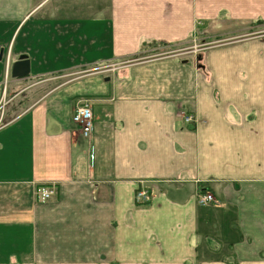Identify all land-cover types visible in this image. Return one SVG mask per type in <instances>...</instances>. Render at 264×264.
Returning a JSON list of instances; mask_svg holds the SVG:
<instances>
[{
  "label": "crops",
  "instance_id": "0c3cea01",
  "mask_svg": "<svg viewBox=\"0 0 264 264\" xmlns=\"http://www.w3.org/2000/svg\"><path fill=\"white\" fill-rule=\"evenodd\" d=\"M263 32L264 0H0V264H264Z\"/></svg>",
  "mask_w": 264,
  "mask_h": 264
},
{
  "label": "built area",
  "instance_id": "2783aa9c",
  "mask_svg": "<svg viewBox=\"0 0 264 264\" xmlns=\"http://www.w3.org/2000/svg\"><path fill=\"white\" fill-rule=\"evenodd\" d=\"M197 44H194L193 50H196ZM8 57H6V70L5 76L8 75ZM114 67V63L99 68V71L109 70ZM6 105V99L4 91L0 94V127L3 126L6 122L4 121V108ZM72 121L75 122L79 128L81 134L87 138L90 143V152L92 151L93 145V114L91 110V106L88 102H83L80 105L76 106L72 113ZM183 121L186 123H193L194 116L192 113H183L182 114ZM55 193V187L52 184L49 185H37L34 190L35 198L38 201H45L52 194ZM151 197L149 190L145 186H140L135 191V200L138 203H145ZM196 201L201 206L214 205L217 203V200L213 196V194L206 190H201L197 193Z\"/></svg>",
  "mask_w": 264,
  "mask_h": 264
},
{
  "label": "rangeland",
  "instance_id": "374dc122",
  "mask_svg": "<svg viewBox=\"0 0 264 264\" xmlns=\"http://www.w3.org/2000/svg\"><path fill=\"white\" fill-rule=\"evenodd\" d=\"M194 44H195V41L190 40V41L184 42L182 44L162 46L160 48H157L156 46H154L155 48H153V50L148 51L150 53L144 54V55L140 56L139 59H134V60L142 61V60H147V59L153 58V57H159V56L175 54V53L179 54L180 57H183V56L189 54V52L191 50H193ZM80 73L82 74L83 72H80ZM8 75H10V71H8ZM67 76H69V75H64L63 78H65ZM2 91H3V89H2ZM211 243H213V242L211 241Z\"/></svg>",
  "mask_w": 264,
  "mask_h": 264
},
{
  "label": "water",
  "instance_id": "95a60500",
  "mask_svg": "<svg viewBox=\"0 0 264 264\" xmlns=\"http://www.w3.org/2000/svg\"><path fill=\"white\" fill-rule=\"evenodd\" d=\"M1 54V49H0ZM30 72V63L25 54L19 55L10 65V76H25Z\"/></svg>",
  "mask_w": 264,
  "mask_h": 264
}]
</instances>
